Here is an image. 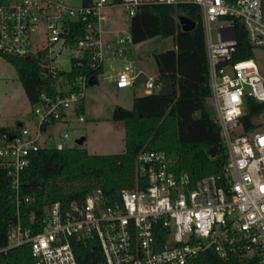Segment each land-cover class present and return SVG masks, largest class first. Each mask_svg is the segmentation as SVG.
Wrapping results in <instances>:
<instances>
[{"label":"built area","instance_id":"2783aa9c","mask_svg":"<svg viewBox=\"0 0 264 264\" xmlns=\"http://www.w3.org/2000/svg\"><path fill=\"white\" fill-rule=\"evenodd\" d=\"M145 1L200 8L211 102L228 152L222 172L192 180L187 171L171 166L165 151L142 150L135 162L144 186L123 189L111 203L100 188L70 196L67 207L56 201L38 230L23 227L18 217L0 253L27 244L33 264H79L78 247L95 243L103 264H195L208 248L223 258L238 255L264 264V127L254 122L258 115L251 119L254 128L241 130L240 123L247 97L264 102V72L255 56L234 58L236 21L254 52H264V0H92L78 7L62 0H0V58L45 51L48 72L56 77L65 70L57 61L65 50L67 70L73 60L83 66L73 83L58 78L54 96L40 94L32 105V127L22 122L17 132H0V167L12 178L16 203L20 172L30 153L69 145L66 129L56 136L52 129L57 123L69 125L74 115L83 120L75 110L84 101L89 78L101 73L92 72L102 71L107 57L123 59L122 67L114 68L115 84L122 88L132 83L134 62L127 57L131 34L121 30L107 42L102 22L109 6L121 5L130 16ZM73 17H80L85 29L70 45L66 22ZM215 20L221 22L213 39L210 23ZM159 85L151 76L144 81L148 92Z\"/></svg>","mask_w":264,"mask_h":264},{"label":"trees","instance_id":"16d2710c","mask_svg":"<svg viewBox=\"0 0 264 264\" xmlns=\"http://www.w3.org/2000/svg\"><path fill=\"white\" fill-rule=\"evenodd\" d=\"M117 2L121 0H115ZM92 0H82V5ZM183 14L195 23L189 30L181 29L177 19ZM66 43L73 45L83 34L85 22L80 17L69 18ZM132 43L154 36H171L173 47L153 54L157 74L155 84L168 80L174 86L171 95H160L156 89L135 95L130 108L116 105L112 119L124 127V149L118 153L92 154L81 145L62 149L42 147L29 155V163L20 172L18 205L12 178L0 167V247L7 242V230L18 217L23 227L38 230L47 209L56 201L67 207L70 196L100 188L111 203L119 200L123 189L144 186L136 171V156L142 150H163L176 170L187 171L192 180L221 173L228 152L223 142L220 124L210 110L211 89L207 54L200 8L191 3L164 4L142 2L129 16ZM235 59L254 57L241 23H235ZM18 75L29 104L34 105L45 92L57 93L59 77L73 83L83 66L72 61L70 70H61L56 77L47 69L49 58L45 51L24 57L5 55ZM101 69L92 73L98 74ZM84 113L83 101L76 108ZM264 111V102L246 98L245 112L240 117L241 130H249L254 116ZM20 123L0 127L3 131H19ZM79 264H103L97 244L78 247ZM0 264H33L27 244L0 253ZM195 264H258L256 258L231 255L220 257L211 248L200 252Z\"/></svg>","mask_w":264,"mask_h":264},{"label":"rangeland","instance_id":"374dc122","mask_svg":"<svg viewBox=\"0 0 264 264\" xmlns=\"http://www.w3.org/2000/svg\"><path fill=\"white\" fill-rule=\"evenodd\" d=\"M62 1L74 7L82 4V0ZM109 15L111 16L103 22V28L128 29L129 15L123 6H113ZM220 22L221 20H215L210 23L213 39H216V30ZM172 40L171 36H154L132 43L133 53L137 58L143 60L145 71L136 76L133 86L125 89H117L114 83V73L117 68L122 67L123 60L107 57L104 61L105 68L99 75L97 82L87 85L84 97L85 111L81 114L83 120L78 121L74 115L69 125L58 123L52 129L54 136L66 129L69 134L66 141L69 145L77 144L76 139L83 136L85 140L81 146L86 148L89 153L109 154L121 152L124 145V128L121 121L112 119L113 108L116 105L131 107L133 95L142 94L147 75H155L156 73L153 54L171 48L173 45ZM67 56L68 52L64 50V54L57 58L58 64L65 70L70 67ZM255 58L264 72L263 50L255 49ZM110 64H112L113 69ZM209 107L214 113L212 102L209 103ZM33 119L34 106L29 104L14 66L4 58H0V126L12 125L18 120L32 127ZM254 122L260 123L258 126L264 127V112L258 115ZM51 141L52 139H50Z\"/></svg>","mask_w":264,"mask_h":264},{"label":"crops","instance_id":"0c3cea01","mask_svg":"<svg viewBox=\"0 0 264 264\" xmlns=\"http://www.w3.org/2000/svg\"><path fill=\"white\" fill-rule=\"evenodd\" d=\"M112 7L113 6H109V7H107L106 9H105V19H104V21L105 20H107L111 15H109L110 14V11L112 10ZM103 21V22H104ZM103 22H102V35H103V38H104V40L105 41H107V42H111L113 39H114V37L116 36V34L119 32V31H121V30H127V31H129V23H128V29H124V28H116V27H112V28H103ZM173 41V40H172ZM133 44L131 43L130 45H129V48H128V52H127V57L128 58H131L132 60H133V72H135L134 74H136V76H138V75H141L142 73H143V71H145V68H144V65H143V60L141 59V58H137L135 55H134V53H133ZM172 47H173V45H172ZM112 58V57H111ZM121 60H123V59H121ZM123 62H125V60H123ZM110 66H111V68L113 67L112 66V64H110ZM104 68L105 67H103V69H102V71H101V73L103 72V70H104ZM100 73V74H101ZM99 74V75H100ZM156 74H157V69H156V73H155V75H147V77L146 78H148V77H153V78H155V76H156ZM136 76H135V78H136ZM99 77V76H98ZM98 77L96 78V80L98 79ZM135 78L133 79V81H132V83L131 84H129L128 86H126V87H122V88H119V87H117L116 86V84H115V86H116V88L117 89H125V88H127V87H131V86H133L134 85V80H135ZM97 82V81H96ZM114 83H115V77H114ZM143 93H148V91L143 87V89H142V94ZM133 97H134V95H133ZM83 104H84V101H83ZM84 111H85V107H84ZM16 123H22V121H15V123L14 124H12V125H8V126H4V125H1L0 127H10V126H13V125H15ZM58 124V123H57ZM57 124H55L54 125V127L57 125ZM60 124V123H59ZM61 124H63V123H61ZM63 125H65V124H63ZM124 128V127H123ZM123 139H124V137H123ZM123 144H124V140H123ZM123 149H124V145H123Z\"/></svg>","mask_w":264,"mask_h":264},{"label":"water","instance_id":"95a60500","mask_svg":"<svg viewBox=\"0 0 264 264\" xmlns=\"http://www.w3.org/2000/svg\"><path fill=\"white\" fill-rule=\"evenodd\" d=\"M180 25H181V29L183 30H189L194 26V21L192 19H190L189 17H187L186 15L180 14L177 17ZM97 80L95 77L91 76L89 78V83H95ZM174 92V86L173 84L168 81V80H164L160 83L157 93L160 95H171ZM85 140V137H80L78 139H76V143L78 145H81L83 143V141Z\"/></svg>","mask_w":264,"mask_h":264}]
</instances>
